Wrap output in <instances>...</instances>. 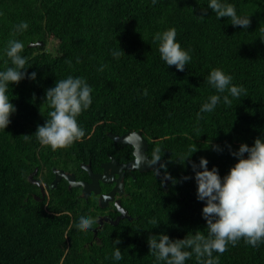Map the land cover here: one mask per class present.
I'll list each match as a JSON object with an SVG mask.
<instances>
[{"label": "trees", "instance_id": "obj_1", "mask_svg": "<svg viewBox=\"0 0 264 264\" xmlns=\"http://www.w3.org/2000/svg\"><path fill=\"white\" fill-rule=\"evenodd\" d=\"M227 2L250 17L248 29L218 19L208 0H0V70L12 66L4 50L9 39H18L27 73L37 74L9 85L7 93L17 111L8 128L0 129V264H165L150 253L149 236L183 239L196 230L207 235L192 162L204 157L223 177L236 163L231 152L264 137V0ZM21 21L28 28L16 33ZM169 28L190 50L184 71L168 67L153 40ZM54 41L55 52L49 48ZM37 42L44 45L29 47ZM117 46L124 52L113 55ZM213 68L230 74L243 92L197 121L201 105L217 94L206 82ZM69 75L91 84L92 101L77 118L84 133L54 151L34 133L51 110L45 90ZM129 132H142L148 156L160 149L162 176L130 177L123 205L131 218L105 224L95 237L97 223L87 231L75 224L79 213L98 218L95 195L86 200L65 180L42 194L30 175L38 169L34 179H40L46 169L42 180L50 183L53 168L87 177L82 162L101 170L108 155L130 159L132 148L109 138ZM117 239L119 261L113 259ZM213 256L218 264H264V242L252 247L241 239ZM185 264L201 260L193 253Z\"/></svg>", "mask_w": 264, "mask_h": 264}, {"label": "clouds", "instance_id": "obj_2", "mask_svg": "<svg viewBox=\"0 0 264 264\" xmlns=\"http://www.w3.org/2000/svg\"><path fill=\"white\" fill-rule=\"evenodd\" d=\"M152 2L155 4L157 0ZM207 9H211L218 19L230 18L233 27L245 30L251 23L250 17L238 15L235 6L227 0H208ZM27 28V22L21 21L14 26V31L19 33ZM176 35V29L169 28L155 33L153 40L158 42L160 59L168 67L175 66L177 71H184L191 60L190 50L181 47ZM23 49L22 41L9 39L4 50L12 66L0 70V129L8 128L11 116L17 111L7 95L9 85L19 84L25 78L36 79L35 72L28 74L26 71V58L20 54ZM121 51L123 50L119 46L111 49L113 55H118ZM100 67H103L102 63ZM232 79L230 74L220 68L211 69L206 82L217 94L210 95L201 105L196 114L197 121L201 119V113L214 111L221 100L224 104L231 105L230 97L239 98L243 87L233 84ZM91 91L90 83L82 77L72 75L57 79L53 87L45 90V102L51 110L48 111L45 122L37 125L34 133L42 146H49L55 151L69 146L84 133L77 118L91 103ZM141 142L142 140L134 145L136 166L140 168L143 163L154 165L159 162L162 158L160 149L153 148L151 156L144 155L141 153ZM190 151L191 155L187 159L197 149ZM231 155L236 163L223 177L217 167L208 168L209 162L204 157L200 158L198 164L192 162L197 199L204 202L202 218L206 221L207 235L196 230L183 239H172L164 233L149 236V251L155 255L157 261H164L165 264H185L195 253L201 264H218V257H214L213 253L223 254L228 244L235 246L243 239L246 244L256 247L258 243L264 242V137L255 139L252 146L242 143ZM166 179L172 177L166 175ZM172 182L175 184L177 181L173 179ZM95 223H98L97 219L84 213H79L75 220L76 227L85 231L92 230ZM114 243L116 247L113 259L119 261L123 259L121 250L117 247L120 240L117 239ZM185 249H191V252Z\"/></svg>", "mask_w": 264, "mask_h": 264}, {"label": "water", "instance_id": "obj_3", "mask_svg": "<svg viewBox=\"0 0 264 264\" xmlns=\"http://www.w3.org/2000/svg\"><path fill=\"white\" fill-rule=\"evenodd\" d=\"M44 44L42 42L37 43H31L29 47L36 48L38 46H43ZM139 137V140L137 139ZM109 138L112 139L116 144L121 145L122 147H131L134 149V145L138 144L140 140L141 142V153L144 155L147 154V150L149 147V143L147 140L144 139L142 132H132L127 133L124 135H117L113 133H109ZM134 159L128 163L125 164H119L115 159L111 158V162L109 164L103 165V173L102 174H95L92 172L91 167L89 166H83L84 169L88 170L90 178L92 180L91 183L85 182V181H77L74 174L66 173L61 170H54L55 173V180L48 186V189H54L57 187L58 183L61 181L62 178H65L69 183V188H82V196L84 198H88L89 194L94 192L95 194H100V182L102 183H110L115 182V188L110 192L109 194H104L100 196V205L101 207H105V203H108L109 200H113L115 194L117 191L120 193H123V184L120 182L121 180H113L112 177L114 174L123 176V172H131L134 170H137L139 172H149L153 171L158 176H162L159 173V165L162 161L157 162L154 165H149L147 163L141 164L140 168L136 166V160L137 156L134 154ZM38 170L36 169L33 174L30 175V180L33 184L41 186L39 181L34 180V177L37 175ZM44 192V188H42ZM117 209L120 212V217L116 219V221H112L111 224L117 225L120 221V219H130L128 212L121 206L120 202H116ZM122 212L124 215H122Z\"/></svg>", "mask_w": 264, "mask_h": 264}, {"label": "flooded vegetation", "instance_id": "obj_4", "mask_svg": "<svg viewBox=\"0 0 264 264\" xmlns=\"http://www.w3.org/2000/svg\"><path fill=\"white\" fill-rule=\"evenodd\" d=\"M129 133H132V132H129ZM145 140H147V139H145ZM129 148H131V147H129ZM133 151H134V149L132 148V158L127 159V160H124V161H122V160L119 161L117 158L108 155V160H103L101 162V164H100L101 165V170H99L98 168L92 167V163L86 164V163H83L82 162L81 167L86 172L87 177H85V176H79L74 171H69V170H66L65 168H53L52 171L54 173V170L56 169V170L64 171L66 173H71V174H74L75 175V178H76L77 181H85V182L91 183L92 180L90 178L89 172H88V170L84 169L83 166H89V167H91L92 172L95 173V174H102L103 171H104L103 165L109 164L111 162V158L112 159H115L119 164H125V163H128V162H130V161H132L134 159ZM46 172H47V170L44 169L43 172L39 175V178L40 179H36V178L34 179V180L40 182L41 186H39V185H36V186H38L40 188L42 194H43L42 188H44L45 191L46 190H49L48 189V186L56 178L55 173H54L53 180L50 183L45 182L44 180H42V177H43V174L46 173ZM149 172H153V171H149ZM137 173H142V172H139L137 170H134V171H131V172L124 171L123 172V176H120V175H117V174H114L113 175V177H112L113 180H119V179L121 180L120 182L123 184V187H122L123 188V191H122L123 193H120L119 191H117V193L114 196V199L112 201L109 200L108 203H105V207H101V205H100V196H101V194L102 195H104V194L107 195L110 192H112V190L115 188V185H116L115 182H110V183H102V182H100V191H101L100 194H95L94 192H92L91 194H89L88 198L91 197L92 195H95L97 197V202H98V206H99L98 209H96L95 207H93V210H95V212H98V214H97L98 223H97V227L94 228L95 237H97L98 232L103 229V227H104L105 224L113 225V224H111V222L112 221H116V219L118 217H120L121 214L118 211L117 205H116V202L117 201L120 202L121 206L128 212V210L123 205V199L124 198H127L128 196L130 197V194L127 193V184L129 183V178L130 177L134 178V180L136 179V174ZM144 173H146V172H144ZM159 173L162 175V173L160 171H159ZM37 175H38V172H37ZM63 180H65L68 183V181L65 178H62L59 183H61ZM42 181H44V182H42ZM59 183H58V185H59ZM68 187H69V183H68ZM80 191H81L80 196L83 197L82 196V188H80ZM88 198H85V199L87 200ZM128 214H129V212H128ZM121 220H124V219H120V221Z\"/></svg>", "mask_w": 264, "mask_h": 264}, {"label": "rangeland", "instance_id": "obj_5", "mask_svg": "<svg viewBox=\"0 0 264 264\" xmlns=\"http://www.w3.org/2000/svg\"><path fill=\"white\" fill-rule=\"evenodd\" d=\"M56 45H57V42H56V41L52 42V43L50 44V46H49L50 50L53 51V52H55V50H56Z\"/></svg>", "mask_w": 264, "mask_h": 264}]
</instances>
